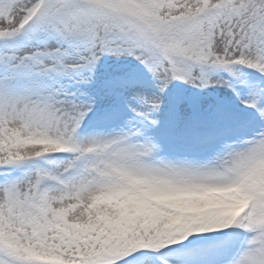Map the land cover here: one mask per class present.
Listing matches in <instances>:
<instances>
[{
	"label": "snow or ice",
	"instance_id": "snow-or-ice-1",
	"mask_svg": "<svg viewBox=\"0 0 264 264\" xmlns=\"http://www.w3.org/2000/svg\"><path fill=\"white\" fill-rule=\"evenodd\" d=\"M0 264H264V0H0Z\"/></svg>",
	"mask_w": 264,
	"mask_h": 264
}]
</instances>
